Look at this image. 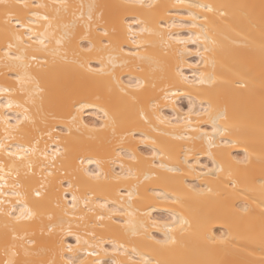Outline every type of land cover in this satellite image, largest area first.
<instances>
[{
    "label": "bare ground",
    "instance_id": "bare-ground-1",
    "mask_svg": "<svg viewBox=\"0 0 264 264\" xmlns=\"http://www.w3.org/2000/svg\"><path fill=\"white\" fill-rule=\"evenodd\" d=\"M5 2L14 3L16 0ZM24 2L31 4L32 0ZM37 2L49 5L41 12L46 11L51 16L57 15L56 6L60 3L68 4L67 11L61 9L59 13L65 24L73 21V14L79 17L83 13L84 20H87L88 5H95L91 10L93 21L103 13L104 21H109L104 27L111 30V21L125 11L118 6L127 0ZM192 2L210 4L215 9L213 13L200 12L201 17H208L207 22L203 19L197 21V24H204L205 33H201L199 27L190 32L188 27L161 28L155 22L161 17L167 25L187 20L183 5ZM144 3L156 5L152 9H134L145 21L141 27L150 29L138 37L147 42L140 52L149 59L127 56L126 53L136 49L131 41L127 42L123 52L115 48L105 49L101 44V40L105 39L102 27L99 32L91 34V52L86 51L88 43L81 42L79 47L73 44L62 48L60 55L37 53L41 61L47 59L46 64L41 67L32 61L30 67L17 70L20 74L27 72L35 77L43 92L36 96V105L25 104L35 123L26 122L19 129H9L10 138H6L3 118L11 117L10 122L14 124L18 117L13 114L22 113L23 109L0 107V144L6 145L7 151H16L18 146L33 147L35 139L40 142L35 145L36 154L25 159L7 157L5 151L0 150V165H4L3 174L9 185L16 182L18 173L19 182L24 185V189L20 190L40 189L42 197L39 200L29 197V207L38 209V215L17 231L18 237L25 236V230L27 232L25 239L15 241L20 252L17 257L11 256L13 241L11 226L6 227L8 218L0 215V264H5L8 259H25L24 248L33 253L28 259L47 261L54 258L57 264H61L59 254L42 252V248L60 236L61 226L65 245L63 259L74 255L67 252L66 246H75V236L67 233H77L93 243L85 228L87 226V231L91 232V224L95 222L93 212L88 209L107 217V210L97 207L105 202L113 209L114 218L120 216L115 223L105 219L106 227L95 229L97 237L102 236L106 241L115 239L129 248L136 245L140 251L151 254V249L159 246L142 235L133 236L130 231L125 234L122 226L128 220L166 221L170 227L176 228L180 241L176 247L158 256L168 264H264V206L261 205L264 196L259 190L260 180L264 178V31L261 30V0H144ZM80 5L84 7L80 8ZM251 5L256 7H248ZM169 8L171 12L166 11ZM221 12L226 15L221 16ZM2 20L0 17V24ZM77 23L82 24L83 21ZM95 27L93 23V29ZM40 30L43 31L42 28ZM169 32L180 37L200 34V41H188L185 47L176 42L175 36L169 37L166 34ZM61 34V30H56L50 48L57 47L55 40ZM204 47L210 51L204 52ZM198 48L204 53L203 59L197 55ZM73 49L78 53L77 62L66 63L62 54L67 51L68 58L73 59ZM0 57H3L2 50ZM126 60L128 63H125ZM177 66L189 81L199 79L204 73L212 78L211 82L203 85L185 82L177 74ZM4 71L0 62V86L15 88L14 81L5 77ZM137 80L146 85L141 91L130 87ZM29 87L35 89V84ZM133 94L142 101L154 98L153 102L157 104L154 114L145 105L152 126L139 119L138 106L131 100ZM41 95L44 98L42 107ZM6 99V94L0 95V103L6 102ZM13 99L24 102V97L20 95H14ZM190 99L195 102L196 112L201 111V102L204 107L211 104L212 114L226 110L230 131L223 136L213 134L207 115H193V126L186 127L182 118L187 113ZM157 116L165 122L159 123ZM178 117L181 118L179 123ZM169 120L172 124L168 123ZM219 123L223 125L225 121ZM198 125L213 135L211 145L200 131L194 130ZM49 131L52 132L51 139L47 135ZM181 135L194 139H173V136ZM54 141L59 144L60 155L53 164L51 153ZM171 146L183 147L185 151L178 157L169 152ZM44 152L48 154L47 159L42 155ZM184 158L188 160L187 165L180 162ZM154 162L157 165L164 163L166 167L180 162L182 173L155 167ZM213 168H221L222 171L201 175ZM10 169L12 174L9 176ZM49 172L52 174L48 175ZM229 180L236 184L235 189ZM129 192L132 193L130 201ZM160 192L166 193L168 199H157L155 193ZM174 194L179 197V203H172ZM73 195L78 198L76 209L70 207ZM8 199L15 202L16 198L9 196ZM129 212L131 217L127 215ZM181 216L192 225L191 228L185 225L183 233L178 224H171L174 217L179 220ZM149 231L156 239H164L165 229L157 227ZM222 236L227 237L224 244L219 243ZM212 240L217 243H211ZM82 247H85V252L78 256V260L91 264V261L100 258L88 256L87 252L92 249ZM106 247L110 248V245L106 244Z\"/></svg>",
    "mask_w": 264,
    "mask_h": 264
},
{
    "label": "snow or ice",
    "instance_id": "snow-or-ice-1",
    "mask_svg": "<svg viewBox=\"0 0 264 264\" xmlns=\"http://www.w3.org/2000/svg\"><path fill=\"white\" fill-rule=\"evenodd\" d=\"M49 5L44 3H38L37 0H32V3H26L24 0H16L14 3L5 2V0H0V17L3 18L2 24H0V50L3 51V57H0V62L3 63L4 67V75L12 79L16 85L15 88L7 87V86H0V95L7 96L6 102L0 103V107L4 109H23V112H16L13 115L18 117L15 119V123H11V117L3 118V123L6 125L5 134L6 138H10L9 129H19L22 124L24 123H32L34 124L35 121L29 115V108L25 107V104H32L36 105L37 100L36 96L43 92V89L40 88L39 82L33 77L31 74L24 72L20 74L17 70L21 67L28 68L32 61H35L41 67L47 63V59L45 58L44 61L39 59L37 53L41 54H51V55H60L62 48H68L73 44H76L79 47L81 42L88 43L89 47L86 51H92V44H91V34L93 31L99 32L103 27V37L104 40H101V44L105 49L107 48H115L119 49L121 52L127 47V42L131 41L132 44L136 45V49L132 52L126 53L127 56L131 57L132 59H140L145 60L149 59V57L144 56L140 52V48L145 46L147 42L141 41L138 39L139 35L150 31L147 27H141L145 24V21L140 19L138 13L134 11L137 8H148L152 9L156 7V5L148 3L145 4L144 0H127V2L123 5H119L118 7L125 9V11L118 17L111 21L112 28L109 30L107 27H104L109 21H104L103 13L97 17L96 21H93L92 16V9L95 8V5H88L89 8V15L87 20H84L83 13L79 17H75L73 14L74 19L70 24H65L62 22V17H60L59 13L60 10L63 9L67 11L70 7L66 3H60L56 6V16H51L48 12H41V9H47ZM80 8H83L84 5H80ZM186 14L187 20H181L179 23L173 21L171 25H167L166 21L163 17L156 19V23L160 25L161 28L164 27H188L189 31L191 32L192 29L200 28L201 33H205L206 29L204 24H197L199 19H203L205 22L208 21L207 16H200V12H207L213 13L215 11L213 5L210 4H199V3H188L183 5ZM248 7L255 8L256 5H251ZM261 11V30L264 31V0H261V4L259 5ZM193 9H199L200 11H193ZM166 11L171 12L172 9H166ZM221 16L226 15L225 13L221 12ZM77 21H83L82 24H78ZM93 23L96 24L95 29H93ZM43 29L41 31L40 29ZM56 30H61L62 34L55 40L56 48H50L49 44L52 41V38L55 37ZM169 37L175 36L176 42L178 44L184 45L186 47L188 41H193L194 43H199L200 41V34L188 35L186 37H180L178 34L175 33H166ZM205 42H207V35L204 37ZM33 45H38V47H33ZM210 49L208 47H204V52H209ZM63 59L66 63H76V57L78 53L75 49L72 50L73 59L68 58V52H63ZM183 55V54H181ZM197 55L201 56L203 59L204 53L200 52L199 48L197 49ZM27 61V63H26ZM102 62V61H101ZM125 63H128L126 60ZM207 63V61H205ZM81 67L83 65L81 64ZM92 71V69H89ZM103 71V69H101ZM177 74L181 76V79L185 82L194 83L196 85H203L211 82V77H206L204 73H201L199 79H194L189 81V78L182 75V72L179 71L178 66L176 67ZM35 84V89H31L29 85ZM145 83L137 80L135 85H130V87H134L138 91H141L145 88ZM155 87V84L152 85ZM124 91V89H121ZM14 95H20L24 97V102L21 103L18 100L13 99ZM43 96H40V106H43ZM154 98H149L146 101H142L141 98L135 94L131 96V100L134 105H137V114L141 121L145 124H149L152 126L151 120L149 117L148 109L145 105L149 106L153 112L157 109V104L153 102ZM168 99V97H165ZM175 103V101H173ZM195 102L193 100H189V106L187 113L182 118V122L185 124L186 127L191 128L193 126L192 119L193 115L196 117H200L201 115H207L209 121L212 125V133L223 136L225 133L230 131V126L227 123L229 117L227 115V111L217 112L212 114L211 104L208 107H204L203 102H201L200 109L201 111L196 112L195 110ZM156 120L163 124L165 121L160 120L157 116ZM219 121H225L223 125L219 123ZM177 122H181V118H177ZM115 124V121H113ZM169 124H172V121H168ZM49 127H54V125H49ZM155 131V127H153ZM201 133L202 137L207 138V142L209 145L213 143V135L209 134L206 131H203L201 126H197L196 129ZM48 137L52 138V132L49 131L47 133ZM35 139V138H34ZM173 139H187L192 140L194 139L191 136H173ZM40 142L39 139H35V145H38ZM143 142V141H141ZM155 143V140H153ZM31 148L18 146L16 151H7L6 145L0 144V150L5 151V155L7 157H18L20 159H25L29 155H35L37 152L36 146ZM185 151L183 147L171 146L169 148L170 153H175L178 157ZM188 151H191L189 149ZM163 155V153H161ZM45 158H48L47 152L42 153ZM60 155V148L57 141L53 143V151L51 153V159L53 164L56 158ZM155 155V153H153ZM198 156L199 153H196ZM211 155V153H209ZM134 158V157H132ZM171 158V156L169 157ZM183 164L187 165L188 160L184 158L182 161ZM180 162L173 165L172 167H166L164 163H159L158 165L155 164V167H159L165 169L169 172H175L177 174H181L182 170L180 168ZM14 167V166H13ZM191 167V166H189ZM29 170L32 168L31 162L28 164ZM194 170V169H193ZM5 171L4 165H0V181H3L0 184V215L5 216L8 218L9 224L6 225L8 227L11 226V239L13 241L11 245V256L17 257L20 255V252L17 251V245L15 244L16 240H23L27 236V232L25 230V236L18 237L16 235L19 229H22L37 218L38 209L34 210L33 207H29V197L34 196L37 200L42 197V192L40 189H31V191L25 189L21 191L20 189H24V185L19 182V175L17 173L16 182L12 183L11 185L8 184L5 175L3 174ZM222 171L221 168H213L209 169L208 172L201 173V175H213L218 172ZM11 169L7 173V175H11ZM52 173L49 172L48 175ZM229 183L232 184V187L235 189L236 184L229 180ZM43 188V185H41ZM259 190L262 196H264V178H261L259 183ZM123 191V190H121ZM154 191V190H153ZM209 192L212 190L209 188ZM157 199H164L167 200L168 196L166 193L160 192L155 193ZM15 197V202L8 199V197ZM129 201L131 200L132 193H128ZM100 197H97L99 199ZM77 197L73 195L70 207L72 209H76L77 207ZM172 203H179V197L175 196L172 200ZM88 201H85V206L87 207ZM261 205L264 206V199L261 200ZM59 206V205H57ZM97 207L99 209L107 210L108 215L107 217L103 214L96 215L95 211L91 208L88 210L93 212L94 216V223L91 224L92 231H87L86 234L89 236V239L93 241V243H89V240L82 239V236L74 233L69 232L67 234L75 236V246L72 244H68L66 246V250L68 253H74L69 259H63L65 245L63 241V234L64 229L61 226L60 229V236L56 239L51 241L48 245L42 248V252H53L54 254H59L61 256V264H87L85 260H78V256L85 252V247L91 248L92 251L87 252L88 256L92 257H100L99 259H94L91 261V264H168L167 261L159 259L158 256L162 255L165 251L170 250L178 245L180 241L176 235V228L170 227L168 222H161L159 220H152L150 223L146 220H141L139 222H133L132 220L125 221L124 225L122 226L125 230V234L128 231L131 232L133 236H143L144 238L151 240L154 245L159 247H155L151 249V254L148 251H140L138 246L133 245L130 248L126 246L124 243H119L117 240H105L102 236L97 237L95 229L97 227L103 229L105 228L104 221L105 219L113 221V223L117 222L120 219V216H113V209L109 207L108 202L98 204ZM17 209L19 211L17 212ZM247 210V209H245ZM123 213H121L122 215ZM129 217L132 216V213H127ZM264 215V213H262ZM51 219V217H49ZM81 220L84 219L83 216L80 217ZM173 226L179 225V230L183 233L185 229V225L189 228L192 227L191 223L183 218L182 216L177 220V218H173L171 221ZM161 227L165 229L164 239H156L152 233L149 231L151 228ZM142 230V231H141ZM49 231L51 232L52 229L50 228ZM8 234H5V239L7 240ZM227 241V237H220L219 243L224 244ZM32 243L35 244V240H32ZM211 243H217L216 240H212ZM110 245L109 247H106ZM23 247V245H21ZM7 251V249H6ZM23 255L25 259L23 260H15V259H8L5 261V264H57V261L53 258L51 260H33L28 259L27 257L33 255L29 251V249H23ZM103 257H109V259H103ZM118 257H123V259H119ZM222 264V262H221Z\"/></svg>",
    "mask_w": 264,
    "mask_h": 264
},
{
    "label": "rangeland",
    "instance_id": "rangeland-1",
    "mask_svg": "<svg viewBox=\"0 0 264 264\" xmlns=\"http://www.w3.org/2000/svg\"><path fill=\"white\" fill-rule=\"evenodd\" d=\"M181 103H182V101H181Z\"/></svg>",
    "mask_w": 264,
    "mask_h": 264
}]
</instances>
